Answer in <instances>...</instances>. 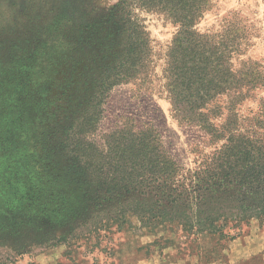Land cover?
I'll list each match as a JSON object with an SVG mask.
<instances>
[{"label": "trees", "instance_id": "trees-1", "mask_svg": "<svg viewBox=\"0 0 264 264\" xmlns=\"http://www.w3.org/2000/svg\"><path fill=\"white\" fill-rule=\"evenodd\" d=\"M213 6V0H119L80 50L63 54L76 74L60 87L57 102L68 100L64 118L56 107L57 127L49 119L44 127H20L3 145L0 140V240L13 241V252L91 240L131 226L132 217L148 233L182 227L228 238L229 225L264 218V101L250 127L237 113L240 101L264 88V65L243 58L244 27L198 28ZM137 7L179 27L166 89L174 117L197 130L189 143L192 166L168 150L153 125L131 123L106 133L103 145L95 141L97 104L113 87L147 73L151 42ZM223 95H238L227 113L212 108Z\"/></svg>", "mask_w": 264, "mask_h": 264}, {"label": "rangeland", "instance_id": "rangeland-1", "mask_svg": "<svg viewBox=\"0 0 264 264\" xmlns=\"http://www.w3.org/2000/svg\"><path fill=\"white\" fill-rule=\"evenodd\" d=\"M118 2L0 0L1 145L10 139V134L17 138L20 127H44L49 119L53 123L49 127H57L68 106L67 99L57 102L60 87L76 76L74 61L63 54L80 50L88 33L93 27L98 29ZM213 4L198 28L202 32L218 31L228 23L231 27H244L239 32L248 43L243 58L264 65V0H213ZM135 14L150 37L147 73L113 87L97 104L100 117L95 141L103 145L106 133L131 123L135 127L153 125L160 130L168 150L192 166L194 156L189 152V143L196 139L197 130L181 125L174 117L166 89L170 47L179 27L159 12L137 7ZM31 97L35 103H28ZM237 97L220 96L212 108L227 113L232 98L237 102ZM262 101L264 88L240 101L237 113L243 127L253 125L250 120L259 113ZM25 105L36 109L28 110ZM22 113L27 116L25 124ZM4 170L0 165L2 175ZM131 222V226L121 230L114 227L113 231H103L100 237L93 235L91 240L69 238L20 255L11 250L13 241L0 240V264H264V218L253 219L240 228L229 225L225 234L230 238L212 233L189 234L182 227L148 233L138 228L135 217Z\"/></svg>", "mask_w": 264, "mask_h": 264}]
</instances>
